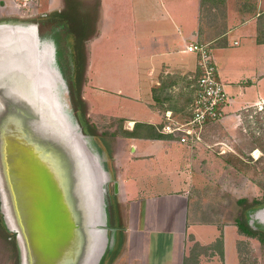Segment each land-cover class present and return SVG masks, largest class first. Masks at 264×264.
Returning a JSON list of instances; mask_svg holds the SVG:
<instances>
[{"label": "crops", "instance_id": "0c3cea01", "mask_svg": "<svg viewBox=\"0 0 264 264\" xmlns=\"http://www.w3.org/2000/svg\"><path fill=\"white\" fill-rule=\"evenodd\" d=\"M125 4H100L84 91L92 122L119 127L105 138L121 219L109 264H253L249 241L259 240L239 230V217L218 218L190 195L200 181L197 145L159 130L167 117L190 116L200 74L197 55L185 51L192 43L208 45L226 93L223 117L264 104V0Z\"/></svg>", "mask_w": 264, "mask_h": 264}, {"label": "water", "instance_id": "95a60500", "mask_svg": "<svg viewBox=\"0 0 264 264\" xmlns=\"http://www.w3.org/2000/svg\"><path fill=\"white\" fill-rule=\"evenodd\" d=\"M61 58L38 21L0 20V225L18 264H109L120 240L117 182L109 153L72 108ZM243 218L264 233V201Z\"/></svg>", "mask_w": 264, "mask_h": 264}, {"label": "rangeland", "instance_id": "374dc122", "mask_svg": "<svg viewBox=\"0 0 264 264\" xmlns=\"http://www.w3.org/2000/svg\"><path fill=\"white\" fill-rule=\"evenodd\" d=\"M125 1L127 0H121L126 6L128 4H125ZM130 1L133 2V4H129L132 6H130V9L134 11L137 0ZM69 2L93 8L96 20L92 32L93 35L96 34V37L98 35L96 26L101 12L100 4H102V0H29V5L26 7L17 5L20 0H0V20L34 21L32 19L37 18L35 22H41L39 20L41 15L58 17L65 10L64 16L67 19L69 15H72L71 27L74 28L79 21V16L73 13L72 9L74 7ZM122 15L124 16L123 11ZM59 25L61 29L67 28L66 24L60 23ZM123 30L122 28L121 32ZM114 36H118V34ZM67 55H69L68 47ZM89 55L90 43L87 41L85 42V57L87 60ZM67 60L69 61L68 57ZM61 65H63L62 58ZM86 72L85 69L83 83L81 84L83 99L85 96V83L87 82ZM84 101L88 124L94 127L102 149L104 146L107 150L105 138H109L111 134H116L117 129H119L116 126L117 122L114 121L113 124H109L106 120L100 118V122L95 125L92 122L93 116L90 115L88 102L85 99ZM83 121L86 123L84 118ZM202 139L196 147L197 160L200 161L202 158V166L192 168L195 173L199 174L200 181L191 188L190 195L196 197L198 202L205 203L207 207L211 208L215 216L217 215L218 218L224 217V219H236L241 214L243 216L246 209L243 210V207L237 203L240 199L246 200L247 204L254 202V200L258 201L257 203L264 201V104L244 107L239 111L229 113L218 121L207 124ZM111 170L114 177L113 169L111 168ZM110 195L114 196L116 201L112 185H110ZM114 210L117 213L119 212L117 206ZM120 221L118 213L117 228L119 231L117 235L119 236H121ZM114 224L117 225V222H110V225L113 226ZM12 241L13 239L7 232L0 233V264H15L17 252ZM251 241H249L250 245L247 252L248 263H251V259L253 264H264V243L258 242L256 239ZM115 248L116 251L114 249L111 253L112 258L116 255L119 244Z\"/></svg>", "mask_w": 264, "mask_h": 264}, {"label": "trees", "instance_id": "16d2710c", "mask_svg": "<svg viewBox=\"0 0 264 264\" xmlns=\"http://www.w3.org/2000/svg\"><path fill=\"white\" fill-rule=\"evenodd\" d=\"M71 4L73 5L72 7H74V9L71 8L74 11L72 12L79 16V21L77 25L74 26V28L71 27L72 15H69L67 19V17L64 16V11H65L64 10L63 13L59 15L60 17L62 16L61 18H58L59 16L42 17L41 22H38L39 34L46 35L44 33H49V34H53L56 37L58 43V49L62 54V62H63L62 67L68 82L69 97L72 108L74 112L79 111L81 113L82 117L86 121V125L89 128V132L92 135H96V132L94 131V127L88 124L87 111L85 109L86 108L85 101L81 96V84L83 83L85 69L87 68V58L85 57V42H87L93 37L92 31L95 25L96 16H94L95 13L92 7L90 8V7L80 6L79 4L78 5L73 3ZM60 23L66 24L65 26H67V28L66 29L63 28V30H60L58 33L59 35H57L54 28L55 27L57 28ZM69 36L72 37V50H73V59H74V67H75L74 82L71 80L72 73L66 57L67 55L66 44H67V38ZM257 202L258 201L254 200V202L252 201L250 204H247L246 200L244 199H240L237 201V203L241 207H243V210L247 209L249 206L257 204ZM109 210L110 213L113 214L111 206ZM111 221H113V218ZM237 226L241 232L247 234L250 237L257 238L259 242L264 243V233L251 230L245 224L242 214L239 216V219L237 220ZM4 231L5 230L0 225V233ZM12 243L13 246L15 247L14 240L12 241ZM15 264H18L17 259L15 261Z\"/></svg>", "mask_w": 264, "mask_h": 264}, {"label": "built area", "instance_id": "2783aa9c", "mask_svg": "<svg viewBox=\"0 0 264 264\" xmlns=\"http://www.w3.org/2000/svg\"><path fill=\"white\" fill-rule=\"evenodd\" d=\"M17 5L26 7L29 0H20ZM185 51L197 55L200 71L190 116L184 122L167 117L159 132L172 135L179 143L193 147L203 140L206 125L222 118L227 99L224 84L218 79L217 68L208 45L192 43L186 46Z\"/></svg>", "mask_w": 264, "mask_h": 264}, {"label": "flooded vegetation", "instance_id": "af4514ba", "mask_svg": "<svg viewBox=\"0 0 264 264\" xmlns=\"http://www.w3.org/2000/svg\"><path fill=\"white\" fill-rule=\"evenodd\" d=\"M36 19H37V18H34V19H32V20L35 21ZM61 24H63V23H61ZM54 30L56 31V34L59 35V34H58L59 31H60V30H63V29H61L60 25H58V27H57V28L55 27ZM44 34H46V35H50L49 33H44Z\"/></svg>", "mask_w": 264, "mask_h": 264}]
</instances>
